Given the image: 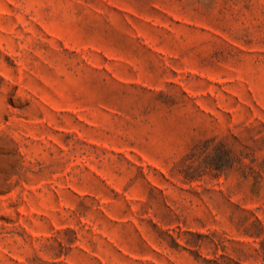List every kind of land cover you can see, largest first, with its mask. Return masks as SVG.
Here are the masks:
<instances>
[{"label":"rangeland","instance_id":"obj_1","mask_svg":"<svg viewBox=\"0 0 264 264\" xmlns=\"http://www.w3.org/2000/svg\"><path fill=\"white\" fill-rule=\"evenodd\" d=\"M0 264H264V0H0Z\"/></svg>","mask_w":264,"mask_h":264}]
</instances>
